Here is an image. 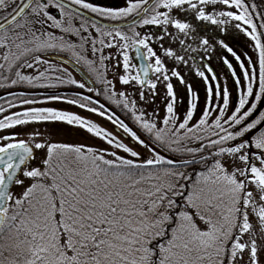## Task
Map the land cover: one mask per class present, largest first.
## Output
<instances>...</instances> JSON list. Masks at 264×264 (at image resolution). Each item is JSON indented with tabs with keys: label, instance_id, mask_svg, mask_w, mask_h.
Segmentation results:
<instances>
[{
	"label": "snow or ice",
	"instance_id": "obj_1",
	"mask_svg": "<svg viewBox=\"0 0 264 264\" xmlns=\"http://www.w3.org/2000/svg\"><path fill=\"white\" fill-rule=\"evenodd\" d=\"M238 34L255 61L230 45ZM113 59L123 71L109 79ZM0 61V87L93 94L0 97V264H264V110L255 115L264 11L256 0H0ZM197 78L205 100L194 120ZM51 102L114 130L36 106ZM17 128L26 138L10 131ZM60 131L103 144L52 139Z\"/></svg>",
	"mask_w": 264,
	"mask_h": 264
},
{
	"label": "rangeland",
	"instance_id": "obj_2",
	"mask_svg": "<svg viewBox=\"0 0 264 264\" xmlns=\"http://www.w3.org/2000/svg\"><path fill=\"white\" fill-rule=\"evenodd\" d=\"M123 31H127V29L125 28V29H123ZM234 42L237 44L236 46H237V49L239 51L238 54L241 55L242 59H243L244 52H248V54L252 57V59L254 61L256 60V54L254 53V51L252 49H250L248 47V43L249 42L247 41V38L246 37H244L242 34H238L236 36V39H235ZM116 52H117L116 49H105L104 50V55L107 56L109 53H112L113 55H116ZM117 59H121L122 60V57L117 56ZM213 60H215L216 62H219L218 58L217 59L216 58L215 59L213 58ZM105 63L106 64L107 63H110L111 66H113L108 71V78L109 79H113V73H114V71H117V72H121L122 73V71H123L122 66L120 68H115L114 67L116 65V59H113L110 62L106 61ZM245 63H246V61H245ZM27 71L30 72L31 70H27ZM135 71H136V69H133L132 70L133 74H135ZM216 73L220 77V80H219L220 85L223 86L225 83H227V86L229 87L230 91L233 92V100H235L237 94L234 91V85L232 86L233 81L231 80V78L229 76H226L228 74H225V71L221 70V68L219 69V66L217 68ZM237 73L239 75H241V79H242V74L240 73L239 65H238V68H237ZM73 75H74V77L77 80H80L81 79L75 72H73ZM187 79L189 80V82L192 81V77L191 76H188ZM114 82L117 84V89L118 90H125V89H127L129 91L132 90L129 86L119 85L118 81H114ZM174 83H176V82L174 81ZM183 91L184 90H183V87L182 86H178L177 87L178 100L179 99H183V103H179L178 102V104H177V109L179 111V114H181V115L186 110V104H187L186 95L185 96H181V93H183ZM194 91H197L199 93V95H200V101L198 103V108H197V111H196V113L194 115V120H195V119H198L199 118L200 111L202 110V108L204 106V100H205L204 87H203L202 82H199L198 78H197V81L194 83ZM82 92H85V90L82 89ZM86 94H92V93H86ZM137 99H138V97H137ZM157 104L159 105V116L157 117V119H161L162 116L164 115L163 104H162V102L159 99L157 100ZM36 106H52V107H57V108H61V109L67 108V109L76 111V112H78L81 115L88 116L95 123H97L101 127H104L108 131H113L114 130V126H112L104 118L99 117V116H95L93 114L86 113V112H84L83 110H80V109H72L71 106L62 104L60 102H51L49 104L36 105ZM144 107L148 108V111H152V109L150 107H148L147 105H145ZM15 110H18V109H11L10 111H15ZM59 127L63 128V127H66V126H59ZM40 129H41V131H45V126L44 125H41L40 126ZM31 130H32V128L29 127L28 128V131H31ZM49 130H50V126H49ZM10 131H18V132H21L22 135L20 136V138H26V132H25V129L24 128L12 129ZM52 139L57 140V141H63V140L79 141V142H82V143L95 144V145H101V144H103V142L102 141H99L98 139H86V134L85 135H75V134H71V133L66 134L63 131L56 132L52 136Z\"/></svg>",
	"mask_w": 264,
	"mask_h": 264
},
{
	"label": "trees",
	"instance_id": "obj_3",
	"mask_svg": "<svg viewBox=\"0 0 264 264\" xmlns=\"http://www.w3.org/2000/svg\"><path fill=\"white\" fill-rule=\"evenodd\" d=\"M257 4L260 6L261 10L264 11V0H256ZM2 62V61H1ZM7 74V73H5ZM0 83H3V81H0ZM99 86V85H98ZM72 89V91H63V92H58L60 94L64 95H72L73 92H80V89H76L72 86H63L59 89ZM21 91H26V92H34L37 95V98H42V96H45L43 92H41V89H31L28 85H16V86H11V87H0V97H6V94L8 92H21ZM96 99H99L102 103H105L109 108H111L113 111L117 113V115H120L122 118L126 119V122L131 123L129 119H127V114L124 113L120 108L116 107L115 105L111 104L109 101L105 100L103 96L101 97H96ZM3 103V100H0V104ZM260 110H264V98L257 104V111L255 115L259 114Z\"/></svg>",
	"mask_w": 264,
	"mask_h": 264
},
{
	"label": "flooded vegetation",
	"instance_id": "obj_4",
	"mask_svg": "<svg viewBox=\"0 0 264 264\" xmlns=\"http://www.w3.org/2000/svg\"><path fill=\"white\" fill-rule=\"evenodd\" d=\"M94 2L97 3V4H99V5H104V6H116V5L122 4L123 3V0H94ZM229 43L234 48V50H236L237 53H238L237 46H236L237 44L235 42H232V41H229ZM213 58L214 59L215 58L217 59V57H213ZM229 59L232 60L235 69H237V64H236L234 58L230 57V55H229ZM212 67L214 69H216L218 67L217 62L215 60H212ZM225 71H226L227 74H229L226 69H225Z\"/></svg>",
	"mask_w": 264,
	"mask_h": 264
},
{
	"label": "water",
	"instance_id": "obj_5",
	"mask_svg": "<svg viewBox=\"0 0 264 264\" xmlns=\"http://www.w3.org/2000/svg\"><path fill=\"white\" fill-rule=\"evenodd\" d=\"M124 23H127V22H124ZM132 57H133V59H134V52L132 53ZM134 61L136 62L137 67H138V65H139V61H137V60H135V59H134ZM76 73H78V74L80 75V77H81V74H80L79 72H76Z\"/></svg>",
	"mask_w": 264,
	"mask_h": 264
}]
</instances>
